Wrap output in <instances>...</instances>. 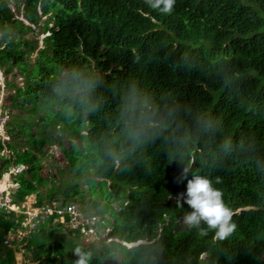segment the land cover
Returning <instances> with one entry per match:
<instances>
[{
	"label": "trees",
	"instance_id": "obj_1",
	"mask_svg": "<svg viewBox=\"0 0 264 264\" xmlns=\"http://www.w3.org/2000/svg\"><path fill=\"white\" fill-rule=\"evenodd\" d=\"M26 2L28 19L39 17V4L53 24L30 62L36 43L23 33L31 25L0 0V67L24 75L23 85L6 79L11 105L33 116L7 122L18 141L0 140V149L12 150L0 155V175L11 161L28 165V175L17 177V198L36 192L38 202L66 205L90 194L82 210L97 213L119 238L93 255L59 239L61 228L44 229L46 220L23 244L32 264H75L77 247L90 254L88 264H110L116 254L119 264H264V0H176L168 15L144 0ZM130 95L155 114V127L137 144L123 131ZM48 105L57 109L43 120ZM64 122L73 138L58 143L71 174L43 193L51 180L38 176L53 143L48 128ZM34 124L40 127L31 131ZM188 166L223 191L236 224L227 239H216L206 224L184 223L190 209L177 200L186 181L177 177ZM20 220L0 212V264L15 263L3 239ZM138 238L147 241L121 242Z\"/></svg>",
	"mask_w": 264,
	"mask_h": 264
},
{
	"label": "clouds",
	"instance_id": "obj_2",
	"mask_svg": "<svg viewBox=\"0 0 264 264\" xmlns=\"http://www.w3.org/2000/svg\"><path fill=\"white\" fill-rule=\"evenodd\" d=\"M144 3L149 8H151L155 11H158L159 13H161L163 15H168V14H171L173 12L176 0H144ZM2 76H4V80L6 81V77H5L4 73L2 74ZM5 86L8 89H11L7 85L6 82H5ZM121 112H122V120H123L124 125H125V127L123 129L124 135L133 144H137V143L142 142L145 138H147L148 130L155 127V120H154L155 114L151 111V109L147 105V103L145 101L139 99V97L136 95H130L124 101V106H123ZM8 114H9V111H8ZM9 118H10V115L6 121V124L10 120ZM6 124H5V131H6V134L8 135V138H6L5 140H9L10 139V133L7 130ZM2 142H4V140ZM5 148L8 150L9 154L8 155L0 154V155H2L3 157H8L10 154H12V150H10L6 144H4V146L1 149H5ZM110 155L114 159H116L118 162V157H117L116 152H111ZM0 161H2V160H0ZM15 164H17V165L20 164V165L24 166L20 172L15 174L14 178L16 180H17V177L20 173H24V174L28 173L27 172L28 165L26 163H23V162L15 163L13 161L7 163V166L1 170V173H2V171L7 170V168L9 166L15 165ZM185 181H186L185 190L179 194V198L177 200L178 204H181V201H182L183 204H186L188 206V208L190 209V211H188L185 214V216L183 217L184 223L186 225H188L189 227H193V228H198L201 225V223L206 224L207 229L205 231L213 230L216 239H219V240L227 239L235 231L236 224L233 223V220H232V218H233L232 209L225 203L223 191L221 189L217 188L216 186H214L213 181L211 179H209L207 176L195 174V173L190 174V166L184 167L182 169L181 174L177 177L178 183H185ZM219 183H221V178L217 177L216 178V184H219ZM18 187H17V190H18ZM17 190H16V192H17ZM34 193H35V195H34ZM32 195H34L33 197L36 200L35 201L36 205L43 204L46 202H51L53 200L57 201L55 199H52L50 201L45 199L42 202H38L36 192L28 193L26 195H23L20 198H17V195H16V199L17 200H23V198L25 196L32 197ZM72 204L75 205V203H72ZM78 210L82 214H85V215H89V214L98 215L95 212L87 213L84 210H81V209H78ZM3 213L5 215H7L5 212H3ZM15 215H16L15 212H12V215H7V216L14 217L15 220H17ZM20 217H18V219H20ZM52 217H53V215H49V217H47L44 220V221L47 220V222H45V225L43 226L44 229L47 228L46 227L47 223L52 222ZM100 221L102 223L105 222L104 219H102L99 216L98 217V228H97V230L98 231L100 230L101 232H103V231L107 232L106 233L107 240L105 238L102 240L107 241V242H110L111 240H119L118 237L114 236L110 232L112 225L109 223L102 225L100 223ZM43 222H40L38 225V228L35 227L29 233H32L34 230H38L39 227L41 226L40 224H42ZM54 225L57 227L61 226L65 230L76 231L77 234L80 233L78 231V229L70 228L66 224H63L60 222H54L53 226ZM20 226H21V223H20ZM16 228H14V229H16ZM14 229L8 230L5 237L8 235V233L10 231H13ZM97 230H96V232H97ZM29 233L25 234L22 238H14V239H17L18 241L20 239L24 240ZM4 239H3V242H4ZM143 239L144 238H138L134 241L121 240V242L125 243L128 246H131L128 243L136 242L139 240H141L142 242H146V240L143 241ZM139 243H141V242H139ZM5 244L7 246L11 245V244H7V243H5ZM74 255L78 257V259L75 261V264H88V260L90 258L89 253L83 252L79 247H77L74 250ZM14 258H15V256H14Z\"/></svg>",
	"mask_w": 264,
	"mask_h": 264
},
{
	"label": "rangeland",
	"instance_id": "obj_3",
	"mask_svg": "<svg viewBox=\"0 0 264 264\" xmlns=\"http://www.w3.org/2000/svg\"><path fill=\"white\" fill-rule=\"evenodd\" d=\"M8 4L11 6L13 12H14V17H17L19 19H21L25 25H31L30 28H27L26 31H24L23 36L26 39H29V41L35 42L36 43V49L35 51H33L30 55V62H33L34 56L36 54V50L40 47L45 46L46 41L48 40V36L50 33V26L53 24V18L50 17L51 15V11L47 12V13H43L41 11V6L38 4L36 6V11L39 14V17L35 20V21H31L30 19H28L27 15H26V10H25V5H26V0H17L18 4H19V11H17L16 9V0H7ZM9 36L13 35V30L10 28L8 30ZM1 34V33H0ZM4 42H2L1 45H3ZM1 68V67H0ZM4 73L3 69H0V77L4 78V76H2V74ZM7 81H10L12 83L15 84H19V85H23L25 82V77L23 74L18 73V70L16 69V67H14L13 72H9L7 75L4 73ZM7 81H5L7 83ZM4 89V90H3ZM14 94V88L8 89L6 86H4L2 88V84L0 87V108L1 109H7L9 111V115H10V120H20V121H31L32 120V115L28 113L27 110H25V108L23 107H17V106H12L11 102L13 100L12 96ZM57 109V106L54 107H50L49 105L46 106L42 111L41 114L43 115V120L47 119V118H51L52 115L54 114L55 110ZM41 117V118H42ZM12 120V121H13ZM39 121V118L36 117L35 118V123ZM40 127V125H39ZM38 127V128H39ZM63 127V128H62ZM69 126L67 125L66 122L61 123V124H57L55 130H53L52 128H48V133L51 135V140L53 141V143H51L50 145L47 146L46 149V155L44 157V159L41 160L42 166L41 169L39 170L38 176H47L50 177V183L48 185L45 186H41L42 192L45 193L47 189H49V186L52 185V183L57 186L59 183L58 181L61 180L63 177L69 176L71 174V172L69 171L68 168L65 167V158L62 154V150L61 147L58 143L59 140L62 141L63 145H69V140L70 138H73L72 135L70 134V130H66ZM37 126L32 125L31 127V131H36ZM10 139H14V142H17L18 139H16V137H12V135H10ZM6 140L4 139V142ZM76 143H79L78 140H75ZM22 146V145H21ZM3 153H5L4 155H8L9 152L8 150L5 148L4 150H2ZM26 175H28V173H26ZM6 178H7V174H6ZM5 178V179H6ZM80 186L86 188V190L88 191V184L86 182H82V180H80ZM35 195V193H34ZM32 195V198L33 196ZM57 195V194H56ZM91 196L90 194H86V197L84 200L82 201H77L74 202L75 206L78 209H81L84 206H87V203L90 201ZM29 201V200H28ZM86 211V210H85ZM96 217H99L98 215H96ZM53 222H49L46 224V227H50L53 226ZM59 228L62 229V234H60L59 239H61V237H65V238H69V240H74V241H78L80 243V245L86 249H88L93 255L98 254V250L100 248H104L107 245V241H103L102 239H106L107 240V232H101L100 230L96 233H94V235H84V234H74V235H69L66 236L65 233L67 232L65 229H63L61 226H59ZM29 233V232H28ZM27 234V233H26ZM29 235H31V233H29L27 235V237H29ZM53 238H55L53 236ZM26 239H20L18 242L16 243H11V245L9 247H11L12 251L14 252V256H15V263L14 264H27V263H35V260L31 259V256L29 254V252L25 253V248L23 246L24 241ZM146 238L143 239V241H145ZM147 241V240H146ZM69 246L65 245L64 248L67 250ZM200 256H204V254L200 255ZM119 258L120 255L116 254L111 258L110 264H119Z\"/></svg>",
	"mask_w": 264,
	"mask_h": 264
},
{
	"label": "built area",
	"instance_id": "obj_4",
	"mask_svg": "<svg viewBox=\"0 0 264 264\" xmlns=\"http://www.w3.org/2000/svg\"><path fill=\"white\" fill-rule=\"evenodd\" d=\"M5 86L4 78L0 77V87ZM4 90V89H3ZM9 117L7 109L0 108V140L8 138L5 131V124ZM0 150V154H5ZM23 165L15 164L2 171L0 176V212H5L7 215H12L15 212V217L21 216V226L13 231H10L5 237L4 242L10 239L22 238L26 233L38 228L40 222H43L49 215H53L52 221L66 224L70 228L78 229L81 234L93 235L98 228V217L95 214H82L78 208L72 204H60L57 201L46 202L36 205L35 198L25 196L23 200L16 199V190L19 182L14 178L15 174L23 169ZM7 178L4 180L5 175ZM29 200V201H28ZM53 222V223H54Z\"/></svg>",
	"mask_w": 264,
	"mask_h": 264
},
{
	"label": "water",
	"instance_id": "obj_5",
	"mask_svg": "<svg viewBox=\"0 0 264 264\" xmlns=\"http://www.w3.org/2000/svg\"><path fill=\"white\" fill-rule=\"evenodd\" d=\"M139 242H142L141 240H139V241H136V242H130V243H128L129 245H134V244H137V243H139Z\"/></svg>",
	"mask_w": 264,
	"mask_h": 264
},
{
	"label": "crops",
	"instance_id": "obj_6",
	"mask_svg": "<svg viewBox=\"0 0 264 264\" xmlns=\"http://www.w3.org/2000/svg\"><path fill=\"white\" fill-rule=\"evenodd\" d=\"M17 241H18L17 239H14V240H13V239H12V240L10 239L8 242H10V244H11V243H13V242L16 243ZM5 243H6V242H5Z\"/></svg>",
	"mask_w": 264,
	"mask_h": 264
},
{
	"label": "bare ground",
	"instance_id": "obj_7",
	"mask_svg": "<svg viewBox=\"0 0 264 264\" xmlns=\"http://www.w3.org/2000/svg\"><path fill=\"white\" fill-rule=\"evenodd\" d=\"M5 178H6V176H5ZM5 178H4V180H5ZM0 185H1V186L3 185V181H2V184L0 183ZM1 186H0V187H1Z\"/></svg>",
	"mask_w": 264,
	"mask_h": 264
}]
</instances>
